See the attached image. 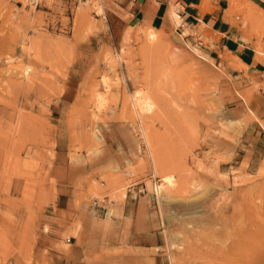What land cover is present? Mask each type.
<instances>
[{
	"label": "rangeland",
	"instance_id": "obj_1",
	"mask_svg": "<svg viewBox=\"0 0 264 264\" xmlns=\"http://www.w3.org/2000/svg\"><path fill=\"white\" fill-rule=\"evenodd\" d=\"M26 3L0 0V117L10 113L3 119L14 135L12 151L0 157V264H60L53 231L66 189L78 224L88 210L101 228L102 206L111 209L115 238L137 182L151 186L163 220L158 243L108 239L105 260L95 264H264V140L252 160L250 146L243 157V149L219 146L243 147L264 82L251 79L239 90L230 75L239 66L229 51L208 54L213 39L202 23L188 32L154 28L184 41L185 57L175 47L176 56L159 55L144 48L148 23L113 31L109 0ZM245 8L229 0V12L249 20L260 59L264 12L253 17ZM136 90L151 95L153 109L139 108L143 123L131 103ZM144 135L156 147L151 156ZM164 174L173 184L163 183L156 196L153 184Z\"/></svg>",
	"mask_w": 264,
	"mask_h": 264
},
{
	"label": "crops",
	"instance_id": "obj_2",
	"mask_svg": "<svg viewBox=\"0 0 264 264\" xmlns=\"http://www.w3.org/2000/svg\"><path fill=\"white\" fill-rule=\"evenodd\" d=\"M242 1L246 2L245 12L253 6L258 7L259 12H264V0ZM228 8L229 0H109L106 10L111 17L114 32L120 31L133 20L148 23L153 28L175 27L180 32H188L198 24H204L211 30L213 39L208 54L218 57L226 51L230 52L233 63L239 66L230 71L231 81L237 83L239 90H243L251 79L264 82V56L257 58L249 20H241L240 15L230 13ZM262 93L264 91H260V95L256 96L254 104L258 119L250 122L241 132L243 147L233 146L230 142L222 140L220 149H243L239 154L243 157L250 146L251 160L258 153V145L264 140V129L260 125V121H264ZM232 109L236 116L243 113L242 106L238 103ZM232 162L235 161H227L225 165L230 167ZM138 184L145 185L146 189L134 199L130 197L125 203L123 214L117 219L119 223L115 238L109 237L111 219L105 220L101 228L95 222L92 226L93 219L88 210L78 224L74 217L69 216L71 210L68 203L72 199V191L66 189L59 192L56 204L60 216L55 223L57 226L53 231V244L55 256L60 258V264H95L105 260L101 258L108 239L117 241L120 245L138 247H152L158 243L163 220L152 197L151 186L148 188L146 182H137L134 190L138 188ZM63 194L61 203H58ZM92 228L100 229L93 231Z\"/></svg>",
	"mask_w": 264,
	"mask_h": 264
},
{
	"label": "bare ground",
	"instance_id": "obj_3",
	"mask_svg": "<svg viewBox=\"0 0 264 264\" xmlns=\"http://www.w3.org/2000/svg\"><path fill=\"white\" fill-rule=\"evenodd\" d=\"M248 2V1H247ZM257 7V6H256ZM99 10V9H98ZM100 11L102 12L103 11V8H101L100 9ZM248 13H249V15H251V16H253V15H255L256 14V11H260L259 9H258V7L257 8H255L254 6L252 7V8H248ZM103 13V12H102ZM260 13V12H259ZM259 15V14H258ZM254 17V16H253ZM256 19H257V17H256ZM254 20V19H253ZM260 20H262L261 18H260ZM251 22H252V20H251ZM256 24V23H255ZM165 32H167V31H165ZM185 32V31H184ZM145 33V35H146V38H147V40H148V42L147 43H145L144 44V48L146 49V50H151L152 52L153 51H155V53H159V55L160 54H171L172 56H176L177 54L180 56H182V57H185L184 55L185 54H183V52H182V46H183V43H184V41L182 42V40H181V38H179L178 36L177 37H170L169 35H167V34H163V33H161V32H159V31H157L156 29H154V28H151L150 27V30L147 28V30L144 32ZM187 45V44H186ZM172 47H175V50H177V51H181V53H177V51H174L173 50V48ZM161 48V49H160ZM187 48V47H186ZM157 49V50H156ZM184 50H185V47H184ZM186 52V51H185ZM177 53V54H176ZM188 54V53H187ZM186 54V55H187ZM191 56V55H190ZM202 58V57H201ZM179 60V59H178ZM205 65V64H204ZM27 69H29L28 67H27ZM28 71V70H27ZM26 71L24 70V73H25ZM29 72V71H28ZM27 73V72H26ZM26 75V74H25ZM28 75V74H27ZM148 93V92H147ZM147 93L145 94V92H143L142 90H136L135 91V93H133L132 94V97H131V103H132V107H133V109L135 110V113H136V118L141 122V123H143L142 122V120L144 119V118H142L141 119V116H140V113H142L143 114V112H146V113H148L151 109H153L152 108V101H151V99H150V96L151 95H147ZM127 101V100H126ZM130 102V101H129ZM128 103V102H127ZM130 106V105H129ZM128 108V107H127ZM139 108H140V113H139ZM132 109V110H133ZM134 112V111H133ZM9 113V112H8ZM5 110H2L1 111V114L3 115L2 117H0V157L2 156V157H4V158H6L7 157V155H9L10 154V151H12L11 150V148H10V140L11 139H13V133L9 130V127H8V124L5 122V120L3 119V117L5 118L6 116H7V114H8ZM10 114V113H9ZM5 119H7V118H5ZM137 120V121H138ZM230 121H235L234 119H229ZM11 121V120H10ZM140 123V124H141ZM260 125H261V128L262 129H264V122H261L260 121ZM138 126H139V124H138ZM142 126L144 127L145 125H143L142 124ZM144 128H146V127H144ZM141 131V130H140ZM143 133H145L144 132V130L142 131ZM141 132V133H142ZM148 133V132H147ZM139 135V134H138ZM144 138H145V143H146V146H147V150L149 151V154H150V156L151 155H153V153H155L156 152V147H155V145H154V142H153V139H152V137H146L145 135H144ZM143 139V138H142ZM146 146H145V148H146ZM153 160V159H152ZM160 161V160H159ZM158 161V162H159ZM151 162H153V161H151ZM156 164V163H155ZM157 165H158V163H157ZM162 166V165H161ZM173 179H174V176L173 175H171V174H169V175H165L164 174V176L161 178V181L158 183H156L155 184V187H154V193L156 194V196L158 195H160L161 194V192H162V187H163V183H168V184H170V185H172L173 184ZM125 196V195H124ZM95 199H97L96 197H95ZM228 208V207H227ZM217 209V208H216ZM224 210H226V209H223V210H220V212L223 214L225 211ZM113 215V213H112V210L111 209H109L108 211H107V213H106V218H104L105 220H108V219H110V216H112ZM231 216V215H230ZM255 223V222H254ZM262 225V224H261ZM262 231H264V230H262ZM246 232V231H245ZM252 232H254V231H251V233ZM257 232H259V231H257ZM257 232H256V234H257ZM249 234V233H248ZM236 239V238H235ZM240 239V238H239ZM238 240V239H237ZM245 240V239H244ZM233 242H235V240L233 241ZM237 242H239V241H237ZM237 242H235V243H237ZM243 243L241 242V245H242ZM233 245H234V243H233ZM238 245H239V243H238ZM231 246V245H230ZM240 246V245H239ZM238 246V247H239ZM244 246V245H243ZM234 247H236V244L234 245ZM238 247H237V249H238ZM198 249V248H197ZM241 249V248H240ZM239 249V250H240ZM256 251H258V250H256ZM260 251V250H259ZM238 252V251H237ZM224 254V253H223ZM255 254V253H254ZM253 254V255H254ZM252 255V256H253ZM255 256H258V254H255ZM254 256V259L256 258ZM261 257V256H260ZM252 258L253 257H251V260H252ZM262 258H264V256H262ZM231 259V258H230ZM229 259V260H230ZM259 259V258H258ZM261 259V258H260ZM257 260V259H256ZM253 261V260H252ZM261 261V260H260ZM254 262V261H253ZM256 262V261H255Z\"/></svg>",
	"mask_w": 264,
	"mask_h": 264
},
{
	"label": "built area",
	"instance_id": "obj_4",
	"mask_svg": "<svg viewBox=\"0 0 264 264\" xmlns=\"http://www.w3.org/2000/svg\"><path fill=\"white\" fill-rule=\"evenodd\" d=\"M42 2V0H27V3L26 5L27 6H33V7H36L38 5H40V3ZM137 185V184H134L133 185V188L134 186ZM154 187H155V184H153V190H154ZM145 185H142V184H138V188L135 189V194L133 195V197L135 198L137 196L138 193H143L145 191ZM92 206H96L97 207V210H99L98 208H101L100 204L98 203V201L96 199H94L92 201ZM96 210V211H97ZM102 210H105L104 211V216H106V213L108 211L107 207L104 205L102 206Z\"/></svg>",
	"mask_w": 264,
	"mask_h": 264
}]
</instances>
